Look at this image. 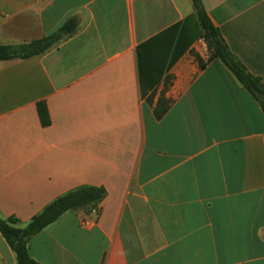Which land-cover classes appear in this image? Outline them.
Instances as JSON below:
<instances>
[{
  "label": "crops",
  "instance_id": "obj_1",
  "mask_svg": "<svg viewBox=\"0 0 264 264\" xmlns=\"http://www.w3.org/2000/svg\"><path fill=\"white\" fill-rule=\"evenodd\" d=\"M201 1L264 83V0ZM195 15L192 0H0L3 45L77 23L45 54L0 62V217L24 227L81 186L107 190L98 212L34 236L35 262L264 264L260 105L201 38L161 67L153 106L141 93L139 46ZM161 97L170 109L157 120ZM0 264H17L1 232Z\"/></svg>",
  "mask_w": 264,
  "mask_h": 264
},
{
  "label": "trees",
  "instance_id": "obj_2",
  "mask_svg": "<svg viewBox=\"0 0 264 264\" xmlns=\"http://www.w3.org/2000/svg\"><path fill=\"white\" fill-rule=\"evenodd\" d=\"M192 1L196 10L194 18L187 19L183 24H179L139 46L138 60L143 98L150 106L154 105L155 87L163 75L161 67L169 58V65H174L189 46L201 38L207 44L210 53L208 62L220 60L264 112V83L262 79L253 76L231 53L219 29L205 11L202 1ZM76 30V21L70 20L57 33L41 40L16 46L0 44V62L41 56L72 36ZM197 60L201 69H204L206 66L204 62L198 56ZM169 109L170 102L161 97L154 108L156 119L161 120ZM37 110L42 125L50 126L51 119L46 103H39ZM106 197L107 190L104 187L81 186L54 200L24 227H21L16 218L4 220L0 217V232L15 252L17 264H39L29 256L28 244L30 240L68 212L82 211L86 214L98 212L100 204Z\"/></svg>",
  "mask_w": 264,
  "mask_h": 264
},
{
  "label": "rangeland",
  "instance_id": "obj_3",
  "mask_svg": "<svg viewBox=\"0 0 264 264\" xmlns=\"http://www.w3.org/2000/svg\"><path fill=\"white\" fill-rule=\"evenodd\" d=\"M21 227H23V226H21Z\"/></svg>",
  "mask_w": 264,
  "mask_h": 264
}]
</instances>
